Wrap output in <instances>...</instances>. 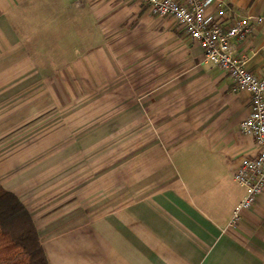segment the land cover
Returning <instances> with one entry per match:
<instances>
[{
    "label": "crops",
    "instance_id": "1",
    "mask_svg": "<svg viewBox=\"0 0 264 264\" xmlns=\"http://www.w3.org/2000/svg\"><path fill=\"white\" fill-rule=\"evenodd\" d=\"M143 7L134 0H0V122H10L0 124V140L39 137L19 145L1 141L0 186L30 212L48 264H264V192L229 227L245 195L234 173L255 155L253 139L240 131L251 96L206 63L195 42L182 52L183 79L175 80L176 66L170 72L166 108H158V98L137 102L136 136L151 140L141 146L150 156L137 162L142 176L135 195L122 176L115 192L109 180L97 193L90 178L81 189L79 163L71 169L70 191L54 194L69 180L63 174L49 179L41 156L51 149L46 113L37 109L48 98V51L87 54L95 64L102 56L97 42L126 39L129 20L164 25ZM219 7L227 22L264 17V0H218L211 11ZM253 23L248 40L233 41V50L264 78V24ZM147 85L156 82H137L136 90L142 94Z\"/></svg>",
    "mask_w": 264,
    "mask_h": 264
},
{
    "label": "rangeland",
    "instance_id": "2",
    "mask_svg": "<svg viewBox=\"0 0 264 264\" xmlns=\"http://www.w3.org/2000/svg\"><path fill=\"white\" fill-rule=\"evenodd\" d=\"M143 8L149 10L147 6ZM149 16L152 20L157 19L151 13ZM164 22L160 27L155 24L136 26L135 21L129 20L126 39L97 42L95 51L101 52L102 56L94 57L95 64H91V57L87 54L68 57L49 49L46 73L48 98L37 109L41 108L40 111L46 113L49 134L46 139L51 149L41 156L48 164L49 179L63 174L64 179L69 180L64 181L63 186L58 185L54 194L66 189L70 191L71 169L79 163L81 189L90 178L95 182L97 193L104 191L105 182L109 180L115 192L122 176L127 177L129 196L135 195L136 178L142 176L137 162L150 156L149 153H142L141 146L149 144L151 140L136 136L137 102L144 100L146 104L158 98L156 103L163 104L158 108H166L167 82L173 79L170 72L176 66L175 80H182L180 64L185 58L182 52L195 47L181 28L169 20ZM168 49H174L175 53L168 54ZM151 50L165 52L150 56L147 52ZM109 60H112L111 64ZM108 66H112L116 72L111 73L112 69ZM193 70L192 67V73ZM152 80L156 85L145 86L142 94H139L136 83ZM0 124L10 125V122L2 121ZM56 133H61V136L55 137ZM28 139L36 140L39 137L7 136L1 138L0 143L9 140V144L19 145ZM59 139V148L54 149ZM4 155L0 153V156ZM16 227L15 230L20 229Z\"/></svg>",
    "mask_w": 264,
    "mask_h": 264
},
{
    "label": "built area",
    "instance_id": "3",
    "mask_svg": "<svg viewBox=\"0 0 264 264\" xmlns=\"http://www.w3.org/2000/svg\"><path fill=\"white\" fill-rule=\"evenodd\" d=\"M134 1L147 6L153 16L181 28L192 42L202 47L206 63L220 68L238 88L250 93L251 112L241 122L240 131L253 139L255 155L242 161L234 173L236 182L245 189L229 223V227H234L242 213L251 210L264 192V78L247 69L245 59L235 54L233 41H247L253 22L262 25L264 17L234 18L227 22L226 9L219 7L216 12L211 11L218 0Z\"/></svg>",
    "mask_w": 264,
    "mask_h": 264
},
{
    "label": "trees",
    "instance_id": "4",
    "mask_svg": "<svg viewBox=\"0 0 264 264\" xmlns=\"http://www.w3.org/2000/svg\"><path fill=\"white\" fill-rule=\"evenodd\" d=\"M20 227V229L15 228ZM17 231V232H16ZM0 264H48L30 212L0 186Z\"/></svg>",
    "mask_w": 264,
    "mask_h": 264
}]
</instances>
